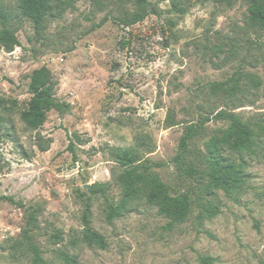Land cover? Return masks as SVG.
I'll list each match as a JSON object with an SVG mask.
<instances>
[{
    "label": "rangeland",
    "instance_id": "obj_1",
    "mask_svg": "<svg viewBox=\"0 0 264 264\" xmlns=\"http://www.w3.org/2000/svg\"><path fill=\"white\" fill-rule=\"evenodd\" d=\"M51 1L37 31L17 0H0V29L4 13L20 44L0 47V264H32L28 207L45 264H67L61 254L74 264H264V31L249 23L248 1L148 0L154 12L132 25L122 18L133 7L120 0ZM41 66L68 111L50 110L31 129L20 112ZM212 82L235 89L213 92ZM218 112L253 130L248 149L217 141L229 125ZM191 125L200 127L179 157ZM125 149L170 194L189 195L183 222L170 224L142 196L107 219L122 200L118 176L129 167L114 153ZM213 156L237 166L238 187L209 186ZM87 204L103 248L82 239Z\"/></svg>",
    "mask_w": 264,
    "mask_h": 264
},
{
    "label": "trees",
    "instance_id": "obj_2",
    "mask_svg": "<svg viewBox=\"0 0 264 264\" xmlns=\"http://www.w3.org/2000/svg\"><path fill=\"white\" fill-rule=\"evenodd\" d=\"M20 14L29 19L35 30H40L43 25L44 17L47 14L53 13V6L51 0H17ZM51 1V2H50ZM58 3L54 7L59 8L60 4L71 5L74 0H57ZM124 4H129L133 7V11L127 13L122 22L125 25H132L143 20L148 14L153 13L154 10L148 0H120ZM224 1L229 3L230 0H213ZM248 1V21L251 25L259 30L264 31V0H247ZM174 3L179 0H173ZM6 16L1 13V22L4 26L0 29V47L5 51L10 52L14 47L19 46V41L14 32L5 26ZM29 82L27 90L30 94L26 107L20 112V119L31 129H37L46 120V114L50 110H55L59 113H66L68 111L67 103L58 100L55 96L53 82L48 76V70L45 66L34 69L28 76ZM210 88L213 92L234 90L233 85H227L224 82H212ZM215 118H224L229 120L228 127L223 131L218 142L225 145L231 150L248 149L253 144L254 132L242 122L238 117L226 112H218ZM207 119V118H204ZM203 119V120H204ZM202 120V121H203ZM202 123V122H201ZM200 123V125H201ZM191 125L180 140L179 157L186 151L188 147V140L192 138L196 127ZM72 149L71 147H69ZM115 159L122 166H127L119 176L118 180L122 188V200L119 206L113 207L109 205L107 211V219L110 220L120 215L124 205L133 199L143 197L146 203L157 207L158 213L167 217L170 224L183 222L190 212V197L187 193L170 194L166 185L161 183L156 176L144 175L146 168L135 165V156L131 151L125 149L114 153ZM216 156L210 160L209 170L207 172L208 182L210 187L224 190H229L238 187L242 183V175L236 165L232 163H221ZM188 176H194L197 173L196 168L186 166L184 168ZM7 199V198H6ZM10 199V198H9ZM89 204L86 205L82 213L83 222V241L87 245H97L104 247L105 242L100 234L92 230L89 226ZM216 213L212 210L208 216ZM35 210L27 208V220L23 236L27 239L26 247L32 255V264H45L40 250L37 245L31 242V231L35 227ZM62 260L67 264H74L77 261L74 257L61 254ZM200 264H212V259L206 256L200 257Z\"/></svg>",
    "mask_w": 264,
    "mask_h": 264
},
{
    "label": "water",
    "instance_id": "obj_3",
    "mask_svg": "<svg viewBox=\"0 0 264 264\" xmlns=\"http://www.w3.org/2000/svg\"><path fill=\"white\" fill-rule=\"evenodd\" d=\"M87 186V188L89 187L88 185H86Z\"/></svg>",
    "mask_w": 264,
    "mask_h": 264
}]
</instances>
